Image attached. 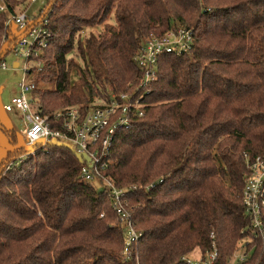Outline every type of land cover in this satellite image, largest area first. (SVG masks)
<instances>
[{
    "label": "trees",
    "instance_id": "trees-1",
    "mask_svg": "<svg viewBox=\"0 0 264 264\" xmlns=\"http://www.w3.org/2000/svg\"><path fill=\"white\" fill-rule=\"evenodd\" d=\"M3 1L0 63L19 37L7 14L28 2ZM49 6L45 46L35 47L42 64L29 68L33 83L51 85L34 92L39 113H83L111 93L139 101L142 116L115 133L103 176L126 191L140 236L124 261L126 230L112 224L104 181L81 180L84 158L65 142L16 146L2 127L11 148L0 160V264H205L212 252L213 264H264V234L242 202L247 164L264 154V0ZM181 27L193 34L190 52L161 56L155 78L141 81L134 56ZM238 248L243 259L231 263Z\"/></svg>",
    "mask_w": 264,
    "mask_h": 264
},
{
    "label": "built area",
    "instance_id": "built-area-1",
    "mask_svg": "<svg viewBox=\"0 0 264 264\" xmlns=\"http://www.w3.org/2000/svg\"><path fill=\"white\" fill-rule=\"evenodd\" d=\"M36 1L28 0V3L33 4ZM5 12H7L6 5L0 0V13ZM6 24H14L19 30H25L11 46L10 51L15 55L23 56L26 65L25 76L18 85V95L3 106L4 111H15L21 115L24 127L20 131V139L25 147L30 148L35 144L45 146L55 142L68 143L72 150L85 160L79 171L81 180L104 181L108 187L112 207L117 213L118 224L126 230L121 256L124 261L129 260L135 251L140 233L133 229L129 213L124 208L126 204L122 199L126 191L116 188L103 176V172L108 166V155L117 130L127 128L133 118L142 116L139 101L131 100L130 94L127 93H111L107 101L100 100L91 104L83 113L79 107H68L51 115H41L34 97L38 87L32 82L29 65L32 68H39L31 57L36 54L33 48L45 46L44 19L30 20L23 13L14 12L7 14ZM192 35L190 30L181 27L175 31H168L161 37L147 40L133 58L134 63L142 70L141 81L147 82L155 78L161 56L190 52L193 44ZM28 37L33 38L31 43L28 42ZM0 68L2 70L6 68L3 62L0 63ZM17 164L19 161L15 163ZM247 166L249 175L244 179L242 202L246 206L247 215H251L250 226L253 231L264 234V154L254 157ZM215 258L216 253L208 254L205 264H213ZM240 258L239 261L243 259L242 256Z\"/></svg>",
    "mask_w": 264,
    "mask_h": 264
},
{
    "label": "rangeland",
    "instance_id": "rangeland-1",
    "mask_svg": "<svg viewBox=\"0 0 264 264\" xmlns=\"http://www.w3.org/2000/svg\"><path fill=\"white\" fill-rule=\"evenodd\" d=\"M52 0H37L33 4H29L27 1L22 7L16 8V13H23L27 17L33 18V20H38V18H41V20L46 19L47 14L49 12L50 4ZM107 22H110L107 21ZM13 25L12 32L13 34L18 37L20 36L23 31L19 30L16 25ZM39 29V28H36ZM91 31L96 34L98 29L92 28ZM88 32V30L85 31V34ZM90 32V31H89ZM88 32V33H89ZM33 41V38L28 37V42L31 43ZM33 51H36V54L34 55L33 60L38 65L42 64L41 60V51H37V49L33 48ZM6 68L2 70L0 68V160L4 157L5 152L11 148V145L4 133L2 131L3 129H12L16 135L15 145L16 146H23V142L20 139V131L24 127L23 120L21 118V115L18 112H6L3 109V106L8 104L11 99L18 95V85L22 81V79L25 76L24 67L26 65V60L23 56L15 55L12 51H9L6 56L4 57L2 61ZM16 63L18 66L16 68H13V64ZM31 67V65H29ZM37 71V70H36ZM28 80V78H27ZM38 89L44 90L47 88H51L50 84L45 83V81H38L37 82ZM27 97H29L27 95ZM100 100H96L93 103H98ZM27 155L24 156V158ZM19 162H22L20 159ZM17 163V162H16ZM118 220V219H117ZM117 220L115 223H112L113 226H119L120 224L117 223ZM123 250V247L121 251ZM238 251L234 252L232 257L230 258V262L233 263L237 259H239L243 255V250L240 248L237 249ZM131 259V258H130ZM193 262H198L201 257L198 254V252H194L192 256L189 258ZM241 259V258H240Z\"/></svg>",
    "mask_w": 264,
    "mask_h": 264
},
{
    "label": "water",
    "instance_id": "water-1",
    "mask_svg": "<svg viewBox=\"0 0 264 264\" xmlns=\"http://www.w3.org/2000/svg\"><path fill=\"white\" fill-rule=\"evenodd\" d=\"M18 65L16 63L13 64V68H16Z\"/></svg>",
    "mask_w": 264,
    "mask_h": 264
}]
</instances>
